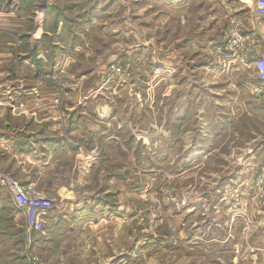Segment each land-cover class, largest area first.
Returning a JSON list of instances; mask_svg holds the SVG:
<instances>
[{
  "label": "rangeland",
  "instance_id": "374dc122",
  "mask_svg": "<svg viewBox=\"0 0 264 264\" xmlns=\"http://www.w3.org/2000/svg\"><path fill=\"white\" fill-rule=\"evenodd\" d=\"M183 3L188 4L174 8ZM207 3L240 1L0 0V88L12 89L16 82L47 87L50 93L44 98L52 108L46 110V119H51L68 140L65 111L71 97L77 96L76 101L82 103L102 93L108 107L113 106L109 97H127L126 105L117 101V108L128 117L131 111L134 114L128 125L124 115L103 116L104 139L110 144L105 148L106 141L94 152L91 149L102 163L91 174L92 184L86 187L87 194L100 193L109 186L105 178L113 174L125 178L120 174L125 160L120 155L125 147L121 140L128 138L130 143L132 137L133 146L128 144V149L133 148L129 151L133 154L132 177L128 172V178L133 192L127 198V223L107 218L102 225L113 227L102 228L101 241L84 239L76 227L74 232L67 231L81 223L77 206L54 196L49 197L54 200V215L44 219L45 234L39 238L42 233L38 237L30 231L23 214L0 208V264H99V257L104 259L115 250L119 253L129 247L131 234L134 246L128 264H264V172L249 184L246 199H228L218 205L214 202L219 211L210 215L206 212L211 201L199 199L196 201L201 205L196 209L200 213H195L196 209L189 212L192 197L205 190L203 170L179 179L173 136H166V143L159 141L163 138L159 134L163 129H158L159 100L170 93L163 80V85L159 84L160 43L164 37L174 36L179 19L192 26L199 20V13L207 10ZM42 31L67 32L66 41L71 47L78 35L83 38L77 41L74 55L56 58L61 53L60 45L67 48L66 42L53 44L44 32L39 36ZM9 107L25 111L21 103ZM123 129L127 133L122 132V138L118 133ZM114 141L120 149L112 146ZM230 161L234 157L230 156ZM123 189L116 190V200L125 206ZM5 191L0 186V194ZM181 196L186 197L184 207L177 204ZM211 217L212 228L206 229ZM53 224L59 231L48 238L46 230Z\"/></svg>",
  "mask_w": 264,
  "mask_h": 264
},
{
  "label": "crops",
  "instance_id": "0c3cea01",
  "mask_svg": "<svg viewBox=\"0 0 264 264\" xmlns=\"http://www.w3.org/2000/svg\"><path fill=\"white\" fill-rule=\"evenodd\" d=\"M239 1L207 3V10L199 13V20L196 18L192 26L185 25L179 19L180 27L175 23L174 36L168 39L164 37L160 43L159 56L162 57L159 67L162 73L159 84L163 80L170 93L159 100L158 129H163L159 131L163 136L159 137V141L166 143L168 138L165 137L173 136L174 165L179 179L187 178L189 172L191 177L194 171L198 173L203 170L201 180L205 190L196 192L192 197L187 209L189 212L201 205L200 201H196L199 199L211 201L207 206V215L218 213L214 202L218 205L217 202L225 203L228 199H246L250 193L249 184L264 172V101L252 92V88L258 84L253 62L258 57L264 58V19L256 16L254 3H250V0ZM232 18L241 20L245 32L258 37L259 43L249 46L250 49L239 60L231 58L228 51L225 65L219 49L224 45L223 31ZM197 23L199 25L195 27ZM161 25L162 22L160 30L163 28ZM66 34L60 31L44 32L53 44L59 40L67 44V48L60 45L61 53H55L56 58L74 55L77 41L83 38L78 35L76 44L71 47L66 41ZM215 60L221 64L214 63ZM14 85L12 89L0 88V171L21 184L36 187L48 197L58 196L69 200L71 205L77 206V218L81 223L72 225L67 231L74 232L76 227L82 238L101 241L99 232L102 228L113 227L102 225L107 218H117L121 222L125 220V223L128 220L127 198L133 192L128 178V172L132 177L133 154L129 151L132 152L133 148L129 146L128 149V144L132 145L133 138L130 143L128 138L121 140L124 148L120 149L117 141L112 145L120 149V155L125 159L120 165V174L123 173L125 178L117 174L105 178L109 180V186L106 185L104 191L95 194H87L86 187L92 184L91 174L102 162H99L97 155L91 154V149L94 152V148L107 141L104 139L103 116L124 115L125 123L130 124L128 119L132 121L133 112L128 117V113L117 108L118 102L126 105L128 98L109 97L112 107L106 105L102 93L88 97L82 103L79 99L76 101L77 96L68 99L65 111L68 140L52 125L51 119H46V110L52 108L47 106V98H44L50 93L48 88L17 82ZM19 103L25 111H14L9 107V104L16 106ZM122 132L127 133L121 130L118 133L120 137ZM105 144L107 148L109 140ZM230 156L234 157V161H230ZM58 186L62 188L58 189ZM119 187H124L125 206L116 200ZM0 208L23 214L6 191L0 194ZM194 212L200 213L199 209ZM53 215L54 212H48L43 224L44 219ZM211 220L212 217L207 220L206 229L212 228ZM43 229L44 225L36 236L42 233L41 237L38 236L42 238L45 234ZM58 231L54 225L46 230V236L50 238ZM127 237L128 234L126 241ZM129 238V247L119 253L115 250L113 255L104 259L99 257L97 262L128 264L129 253L134 246L133 235Z\"/></svg>",
  "mask_w": 264,
  "mask_h": 264
},
{
  "label": "built area",
  "instance_id": "2783aa9c",
  "mask_svg": "<svg viewBox=\"0 0 264 264\" xmlns=\"http://www.w3.org/2000/svg\"><path fill=\"white\" fill-rule=\"evenodd\" d=\"M254 12L258 18L264 19V0L255 1ZM258 43V37L245 32L241 20L232 18L224 31V45L219 49V55L224 57L225 65H227L228 51L231 58L239 60L250 49L249 46ZM253 67L258 84L252 88V92L264 101V58L255 59ZM0 186L10 194L15 206L23 212L28 229L33 233H39L43 228V218L52 210L54 200L33 186L21 184L12 176L1 171ZM186 202V197L181 196L177 204L179 207H184L187 205Z\"/></svg>",
  "mask_w": 264,
  "mask_h": 264
}]
</instances>
